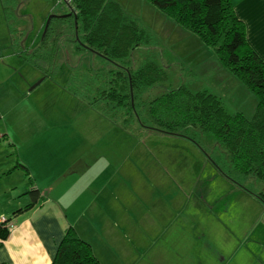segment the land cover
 I'll list each match as a JSON object with an SVG mask.
<instances>
[{
	"label": "rangeland",
	"instance_id": "rangeland-1",
	"mask_svg": "<svg viewBox=\"0 0 264 264\" xmlns=\"http://www.w3.org/2000/svg\"><path fill=\"white\" fill-rule=\"evenodd\" d=\"M7 1L3 0V3L5 4ZM26 2H29V7L33 12L31 15L34 19V26L41 25L48 16V12L57 4V0H27ZM116 2L123 10L135 15L139 25L152 36L153 44L145 48L146 51L141 50V55L133 57L134 65L142 63L147 58L155 64L167 68V80L163 85L174 88L180 83L188 86L191 90L207 91L217 96L231 112L240 111L250 118L256 105V99L218 65L210 49L201 45L192 35L166 19L145 0H116ZM65 7L60 11H67ZM43 8L46 9L45 15L41 14ZM1 32L0 30V46L2 45ZM0 55L3 58L1 52ZM3 59L0 57V125L6 123L11 126L12 123H17L22 119L33 135L37 133L39 140H33L34 146L30 147L28 142L27 147H24L29 157L36 159L39 155L38 152L50 144L51 135L49 134L51 132L63 131L65 134L71 135L72 131H82L86 134L90 131H95V133L99 131L103 136V139H100L101 143L99 145L97 143V150H89L92 152L89 156L100 160L94 172V178L108 177L109 184L103 195L109 196H102V194L96 196L95 193L99 189H96L95 186V189L89 191V193L96 191L94 194L92 192L84 197H72L71 201L59 202L63 206L62 211L66 213L64 216H67L70 221H79L75 224L76 226L88 228V220L92 223V227L89 229L95 228L96 234L86 236V238L89 239L94 252H99L103 264L111 258L104 244L119 241L117 236L112 237L115 236L114 232L122 229L124 241L129 246L142 243L145 235L136 229L137 234H134L133 237L132 234L131 237L127 236L129 230L126 229L127 225L123 223L119 215H122L121 212L125 213L130 224L135 227L136 213L150 210V205L144 196L151 194L157 196L154 193L155 189H158L157 193L162 196L163 192L159 188L180 189L189 195L184 212L190 217V222L184 223V227H187L185 231L176 230L169 238L158 243L159 251L161 247H165L161 257L173 260L174 256L178 254L176 257L178 261L170 263L181 264L184 260L186 264H189L186 261L189 257H194L203 263V261L213 258V254H216L214 249L217 247L219 253L227 258L230 253H235L238 258L242 259L241 255L246 252V258L253 261V264H264V203L259 200L260 194L264 195V184L256 182L251 177L234 173L230 178L224 177L209 160V158L219 160L221 151H223L216 146L212 136L191 135L200 148L178 137H171L174 139L172 147L168 143L161 145L152 143L155 149H161L160 152L163 156L167 153L165 161L171 165V170H163L162 165L161 167L155 163L143 168L144 170L141 168L140 172L139 148L138 153L134 155L138 161H136V166L139 170L131 171L133 174L135 172L138 186H134L126 179L123 181L124 175L121 171L118 173L119 175L103 171L104 173L101 172L99 176L96 172L101 171L102 165H104L103 167L108 165V161H106L108 156L104 153L111 152L114 146L117 147L114 150H120V153L115 152L114 157L110 158L111 166L113 162L119 165L122 163L127 167H130V164L133 165V156L127 153L131 148L141 146L140 141L145 144V139H148L146 135L142 134L141 139L128 138L124 136L125 131L109 130L106 125L100 127L101 122H90L97 118L96 111L98 110L96 108L95 111L87 109L80 113L83 107L82 101L77 98L78 106L72 102L74 97L58 84L60 83L59 78L54 77L55 82L42 81L31 89L37 81L42 79L39 77V73L30 66L19 65L15 58ZM70 62L73 63V60ZM2 81H6V83ZM75 104L78 107V117L72 115L75 113ZM0 129L2 128L0 127ZM134 132L137 133V131ZM3 134L0 132V137L4 136ZM27 140L31 141L30 137ZM76 140L78 139L74 138L72 144ZM15 146L17 145L15 144ZM12 150L13 147L6 140L0 138L1 166H7V161L13 157ZM123 151L125 152L123 153ZM148 158L149 151L145 153L142 150L140 159L146 161ZM159 163L161 164V162ZM149 169H154V173L157 175L156 180L164 181L169 185L154 186L155 180H151L146 172ZM172 174H175L174 177ZM120 177L121 180L117 181L116 179ZM179 179L180 184L177 182ZM0 185H4V183L0 182ZM80 190L84 192L83 189L80 188ZM117 192L120 197L113 199ZM57 199L56 196L51 198V200ZM89 204L88 211L92 212L93 222L89 217L88 219L82 217L84 207ZM50 205L56 207V204L51 203ZM156 239H158V233L152 238L153 241ZM121 243L122 240H120V245ZM150 243L152 242L148 244ZM131 251L135 254L134 250L131 249ZM126 257V261L131 262L132 257L128 255ZM126 261L119 259L114 264H129ZM142 264L157 263L148 260Z\"/></svg>",
	"mask_w": 264,
	"mask_h": 264
},
{
	"label": "trees",
	"instance_id": "trees-1",
	"mask_svg": "<svg viewBox=\"0 0 264 264\" xmlns=\"http://www.w3.org/2000/svg\"><path fill=\"white\" fill-rule=\"evenodd\" d=\"M145 1L210 49L218 65L256 99L250 118L231 112L207 91L180 83L174 88L163 85L167 68L147 58L134 65L133 57L153 44L152 36L116 0H57L36 41L14 42L12 51L43 81L59 78L58 84L85 107L96 108L126 132L152 131L199 148L191 135H210L223 151L217 161L208 158L224 177L234 173L264 184V62L247 44L230 0ZM16 3H5L9 17ZM64 6L67 11H60ZM49 16L59 18L50 19L43 35ZM15 167L26 172L24 166ZM28 195L27 208L37 202L38 192ZM259 200L264 203L263 194ZM7 234L0 230V238ZM51 264L100 263L89 244L69 227Z\"/></svg>",
	"mask_w": 264,
	"mask_h": 264
},
{
	"label": "crops",
	"instance_id": "crops-1",
	"mask_svg": "<svg viewBox=\"0 0 264 264\" xmlns=\"http://www.w3.org/2000/svg\"><path fill=\"white\" fill-rule=\"evenodd\" d=\"M26 1L15 0L17 3L9 17L5 11L3 0H0V30L2 31L0 52L3 54L4 59L15 58L16 62L21 66L29 65L24 64L15 57L14 51H12L15 46L14 42L17 43L20 40L26 44L28 42L32 44L38 38L39 32L44 24L42 22L41 25L34 26V19L31 15L33 12L29 7V2ZM230 4L237 19L244 26L247 44L264 62V0H230ZM45 13L46 9L43 8L41 14L45 15ZM12 31L17 32V36H14ZM0 57L3 59L1 55ZM2 82L6 83V81ZM74 98L73 101L69 100L78 106L79 101L77 98ZM77 106L75 113L72 115L78 117L79 112ZM87 109L95 111L94 108L85 107L83 104L80 113ZM96 112L98 113L97 118L90 122H101L100 127L106 125L109 130H116L117 132L125 131L103 116L99 111ZM25 125L22 119L17 123H12L11 126H8L6 123L0 125L2 128L0 132L4 133L1 139L6 140L13 147L11 152L13 157L10 161H7V166L0 165V182L4 183V185H0V216L9 218L10 224L13 226L11 233H8L5 238H0V264H51L57 247L66 229L69 227L74 229L79 238L89 244L93 255L100 264H103L99 252H94L93 246L88 241L89 239L86 238V236L96 234L95 228L93 230L89 229L92 227V223L88 220V228L76 226L75 224L79 221H70L67 216H64L66 213L62 211L63 206L59 204L61 201H71L72 197H84L92 192L94 194L96 191L90 193L89 191L95 189V186L97 187L96 189H99L95 193L96 196L99 194L109 196L103 195L106 186L109 184L108 177L101 176L97 179L94 178V172L100 160L89 156L92 153L89 150L94 149L96 151L97 143L98 145L101 143L102 140L100 139H103V136L99 131L96 133L95 131H90L88 134L82 131H72L70 133L71 135L65 134L63 131L51 132L49 134L51 135L50 144L44 147V150L38 152L39 155L36 159H33L29 157L24 147H27L28 142L30 143V147L34 146L33 140H39V138L37 133L33 135L29 127ZM142 134L146 135L148 139H145V144L140 141L141 146H146L147 148L141 146L133 147L127 153L133 156V165L130 164V167H127L122 163L119 165L113 162L112 167L109 163L110 158L114 157L115 152L120 153V150H114L117 148L114 146L111 152L104 153V155L108 156L106 160L108 161V165L106 167L102 165L101 171L96 173L100 176V173L104 171L116 175L121 171L124 175V178H122L123 181L126 179L132 182L134 186H138L135 172L133 174L131 171L139 170L137 169V160L134 156L135 153H138L139 148L140 156L138 157L139 162H137L141 165L140 172L143 168L148 165L152 166L155 163L160 166L162 165L163 170H171V165L165 161L167 159V153L163 156L162 152H160L161 149H155L152 143L157 145L168 143L172 147L174 139H171L170 136H162L152 131L146 133L141 132L135 135L126 131L124 132V136L133 139H141L143 137ZM29 137L31 141L27 140ZM74 138L78 140L72 144ZM108 147L111 148V146ZM142 150L145 153L149 151V160L142 161L140 159ZM31 154L34 155L32 152ZM111 155L113 156L110 157ZM18 164L24 166L26 172L16 168L15 166ZM146 172L151 180H155L153 183L154 186L169 185V183H165L164 181L156 180L157 175L154 173V169H149ZM116 180H121V177ZM177 182L180 184V179ZM114 184L119 185L118 183ZM159 189L163 192L162 196L157 193L159 191L158 189L154 190L157 196L154 194L144 196L150 205V210L146 212L138 211L136 213L135 227L130 224L128 216L125 213L121 212L122 215H119L123 223L127 225L126 229L129 230L127 236L131 237L132 234L133 237L134 234H137L136 229L145 235L142 243H138L136 246H129L124 241L125 237L121 232L122 229L116 233L114 232L115 236L112 237L117 236L116 238L119 241H113L112 243L106 242L104 244L106 251L111 256L104 264H114L119 259L126 261L127 255L132 257L131 262L126 261L129 264H142L148 260L157 264H173L170 262L178 261L176 260L178 254L175 255V253V259L173 260H169L168 257H161L162 250L165 247H161L159 251L160 246L158 243L163 239L169 238L176 230H186L187 227H184V223H189L190 217L184 212V209L187 207L186 202L188 201L189 195L180 189ZM32 190L38 192L37 202L27 208L30 204L28 192ZM55 196L58 199L51 200ZM114 196L113 199L120 197L118 192ZM51 203L53 205L56 204V207L51 206ZM89 207L90 204L84 207L82 217H87V219L89 217L93 222L94 218L91 217L92 212L88 211ZM115 215L118 214L115 213ZM156 233H158V239L153 241L152 238L156 236ZM120 236L122 237L120 238ZM120 240H122L121 245ZM148 240L152 243L148 244ZM131 249L135 251V254ZM219 252V248L216 247L214 249V253L216 254H213V258L208 261H203V263H200V260L194 257H189L186 261L189 264H253V261L246 258V252L243 253L244 255H241L242 259L238 258V255L235 253H230L227 258V256H223ZM183 263H185L184 260L181 264Z\"/></svg>",
	"mask_w": 264,
	"mask_h": 264
},
{
	"label": "built area",
	"instance_id": "built-area-1",
	"mask_svg": "<svg viewBox=\"0 0 264 264\" xmlns=\"http://www.w3.org/2000/svg\"><path fill=\"white\" fill-rule=\"evenodd\" d=\"M0 230H6L7 233H11L13 226L10 224L9 218L0 216Z\"/></svg>",
	"mask_w": 264,
	"mask_h": 264
},
{
	"label": "water",
	"instance_id": "water-1",
	"mask_svg": "<svg viewBox=\"0 0 264 264\" xmlns=\"http://www.w3.org/2000/svg\"><path fill=\"white\" fill-rule=\"evenodd\" d=\"M66 16H68V15H66ZM52 17H54V18H55V17H56V18H59L58 16H49V17H48V19L46 20L45 26H44L43 35H44V33H45L46 29H47L48 23H49V21H50V19H51ZM62 17H65V16H62ZM42 81H43V79L37 81L36 84L33 85V86L31 87V89H33L34 87H36L37 85H39Z\"/></svg>",
	"mask_w": 264,
	"mask_h": 264
}]
</instances>
